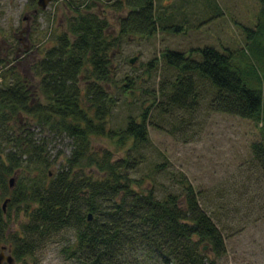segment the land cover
Masks as SVG:
<instances>
[{
	"label": "rangeland",
	"instance_id": "rangeland-1",
	"mask_svg": "<svg viewBox=\"0 0 264 264\" xmlns=\"http://www.w3.org/2000/svg\"><path fill=\"white\" fill-rule=\"evenodd\" d=\"M116 1L52 0L40 8L36 0H0V88L16 77L25 78L35 99L45 102L39 90L40 76L31 66L56 44L57 35L67 32L71 36L68 19L77 11L104 16L112 36L117 38L111 51L112 75L107 85L115 100L106 127L118 131L129 118L140 122L144 113L147 138L141 142L131 138L119 141L115 136L94 134L88 141L89 152L101 154L108 150L111 161L132 159L135 166L127 171L133 179L132 188L152 191L160 199L168 193L183 195V182L190 183L202 210L224 238L225 252L221 257H215L205 241L200 243L205 247L203 252L215 257L217 264H264V170L252 148L256 142L264 147V106L259 118L213 110L209 104L215 86L198 73L191 75L197 100L189 107L170 106L168 95L179 74L159 55L168 48L201 60L196 49L205 46L232 52V62L244 82L253 89L261 88L264 95V58L255 53H264V29L257 30L260 1L154 0L158 30L150 37L119 33V17L127 10L117 8ZM171 23L178 30L165 29ZM187 25L188 30H180ZM246 28L255 32L249 33ZM251 42L256 44L253 50ZM135 55L131 63L129 59ZM149 61H153L150 69ZM125 85L126 91L120 88ZM10 123L17 132L20 130V135H29L45 149L41 155L50 162L46 167L49 175L66 164L76 142L66 131L35 118ZM79 163L76 168L83 173L97 174L94 164H87L85 159ZM6 198L8 195L1 198L2 206ZM8 199L3 208L8 240L0 243V250L4 246V254L13 255L12 239L26 215L16 207L9 208ZM72 236L65 229L42 238L34 253L25 259L29 264H73L61 252L65 244L73 241ZM12 264L21 262L14 257Z\"/></svg>",
	"mask_w": 264,
	"mask_h": 264
},
{
	"label": "trees",
	"instance_id": "trees-1",
	"mask_svg": "<svg viewBox=\"0 0 264 264\" xmlns=\"http://www.w3.org/2000/svg\"><path fill=\"white\" fill-rule=\"evenodd\" d=\"M259 1L257 30H263L264 0ZM114 5L127 10L119 17L121 35L150 37L157 33L154 0H117ZM108 25L107 18L92 11H77L68 19L71 36L67 32L57 35L56 44L31 66L40 76L39 90L45 102L35 99L25 78L16 77L0 88V200L8 195L9 208L16 207L26 215L12 239V256L29 264L25 256L34 253L42 238L69 229L73 241L61 252L73 264H217L215 257L225 252L224 238L202 210L190 183L183 182V195L168 193L160 199L152 191L132 188L133 179L127 172L135 166L132 159L111 161L108 150L89 152L88 141L94 134L115 136L119 141L147 138L144 113L140 122L129 118L118 131L106 127L115 100L107 85L112 75L111 51L117 45ZM187 26L180 30H188ZM165 29L173 32L178 27L171 23ZM249 47L253 50L256 44L251 42ZM196 50L201 60L168 48L159 54L179 74L168 95L170 106L189 107L197 100L191 75L198 73L215 86L209 104L213 110L259 118L264 95L261 88L253 89L244 82L232 62V52L212 46ZM255 53L264 58L263 52ZM152 65L149 61L148 69ZM120 88L126 91V85ZM21 118L50 121L75 139L66 164L53 175L46 171L49 160L41 155L45 149L13 129L10 122L18 123ZM252 145L264 170V147L259 142ZM83 159L96 166L97 174L76 168ZM12 176L13 187L9 183ZM2 208L0 204V243L8 240ZM203 241L215 257L203 252Z\"/></svg>",
	"mask_w": 264,
	"mask_h": 264
},
{
	"label": "water",
	"instance_id": "water-1",
	"mask_svg": "<svg viewBox=\"0 0 264 264\" xmlns=\"http://www.w3.org/2000/svg\"><path fill=\"white\" fill-rule=\"evenodd\" d=\"M50 1H52V0H37V4H38V6H40V8H44V7L47 6V4H48ZM136 58H137V56L135 55V56L131 57V58L129 59V61H130L131 63H133V62L136 60ZM14 181H15V177H14V176H12V177L9 178V183H10V186H11V187H13V185H14ZM7 199H8V198H6L5 201H4V203H3V206H2L3 208H4V204L7 202ZM3 208H2V209H3ZM88 219H91V213L88 214ZM204 248H205V247H204ZM4 249H5V247L2 246V247H1V250H0V264H4V261H6L8 264H12V263H13V260H14L13 256L10 255V254L5 255L4 252L2 251V250H4Z\"/></svg>",
	"mask_w": 264,
	"mask_h": 264
},
{
	"label": "flooded vegetation",
	"instance_id": "flooded-vegetation-1",
	"mask_svg": "<svg viewBox=\"0 0 264 264\" xmlns=\"http://www.w3.org/2000/svg\"><path fill=\"white\" fill-rule=\"evenodd\" d=\"M36 5H38V4H37V0H36Z\"/></svg>",
	"mask_w": 264,
	"mask_h": 264
}]
</instances>
